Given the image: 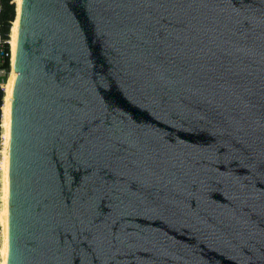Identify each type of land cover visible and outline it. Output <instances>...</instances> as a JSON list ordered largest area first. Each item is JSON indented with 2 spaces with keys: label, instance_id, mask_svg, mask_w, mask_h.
Here are the masks:
<instances>
[{
  "label": "water",
  "instance_id": "water-1",
  "mask_svg": "<svg viewBox=\"0 0 264 264\" xmlns=\"http://www.w3.org/2000/svg\"><path fill=\"white\" fill-rule=\"evenodd\" d=\"M4 264H264V0H22Z\"/></svg>",
  "mask_w": 264,
  "mask_h": 264
},
{
  "label": "bare ground",
  "instance_id": "bare-ground-1",
  "mask_svg": "<svg viewBox=\"0 0 264 264\" xmlns=\"http://www.w3.org/2000/svg\"><path fill=\"white\" fill-rule=\"evenodd\" d=\"M22 0H17V20L14 26L13 32L10 34V43H11V69L13 73V67H14V61H15V54H16V29L18 24V19L21 12L22 7ZM13 28V26H12ZM12 35V36H11ZM11 80H12V74L9 78V81L7 79L5 86H7V92H6V100H5V107H4V114H5V124H4V136H3V142H4V148H3V155H2V185H3V207H2V219L1 224L3 225V233L4 237L2 239V258H1V264H4L5 261V172H6V159H7V146H8V100H9V93H10V87H11ZM8 83V85H6ZM4 86V88H5ZM1 233V228H0Z\"/></svg>",
  "mask_w": 264,
  "mask_h": 264
},
{
  "label": "trees",
  "instance_id": "trees-1",
  "mask_svg": "<svg viewBox=\"0 0 264 264\" xmlns=\"http://www.w3.org/2000/svg\"><path fill=\"white\" fill-rule=\"evenodd\" d=\"M17 0H1V8H0V29L2 36L6 39L9 37V33H12V30L14 29L16 18H17ZM13 26V28H12ZM12 36V35H11ZM7 50H8V44H7ZM3 67L8 72L10 69V62L9 57L5 59ZM10 71H12L10 69ZM5 91L6 88H0V128H1V139H0V165H1V151L3 148V129L2 124L4 121V106H5ZM0 175H2V168L0 167ZM2 200H3V194H2ZM0 210H1V203H0ZM1 250V249H0Z\"/></svg>",
  "mask_w": 264,
  "mask_h": 264
},
{
  "label": "built area",
  "instance_id": "built-area-1",
  "mask_svg": "<svg viewBox=\"0 0 264 264\" xmlns=\"http://www.w3.org/2000/svg\"><path fill=\"white\" fill-rule=\"evenodd\" d=\"M0 8H1V0H0ZM8 44V50H7ZM9 57V62L11 58V43H10V33L8 38H4L1 34L0 29V88H4L6 79H7V71L3 67L5 59ZM11 64V63H10Z\"/></svg>",
  "mask_w": 264,
  "mask_h": 264
},
{
  "label": "rangeland",
  "instance_id": "rangeland-1",
  "mask_svg": "<svg viewBox=\"0 0 264 264\" xmlns=\"http://www.w3.org/2000/svg\"><path fill=\"white\" fill-rule=\"evenodd\" d=\"M17 8V7H16ZM16 20H17V18H16ZM13 32V31H12ZM10 69H11V64H10ZM10 69H9V71L7 72V79H8V81H9V78H10V76H11V74H12V71H10ZM12 70V69H11ZM7 79H6V81H7ZM6 83V82H5ZM6 85H8V83L6 84ZM5 86V85H4ZM5 88H6V91H5V99H4V101L6 100V92H7V86H5ZM5 107V106H4ZM5 113V112H4ZM4 124H5V114H4V121H3V124H2V129H3V136H4ZM3 136H2V140H3ZM0 139H1V128H0ZM3 148H4V142H3ZM3 148H2V151H1V155H3ZM1 160H2V158H1ZM0 167L2 168V161H1V165H0ZM2 191H3V185H2V175H0V203H1V210H0V224H1V219H2V207H3V200H2ZM3 226H4V224L3 225H0V228H1V233H0V264H1V258H2V239H3V237H4V233H3Z\"/></svg>",
  "mask_w": 264,
  "mask_h": 264
}]
</instances>
